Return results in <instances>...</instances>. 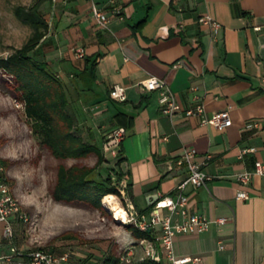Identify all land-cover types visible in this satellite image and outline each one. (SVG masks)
<instances>
[{
	"label": "crops",
	"instance_id": "crops-1",
	"mask_svg": "<svg viewBox=\"0 0 264 264\" xmlns=\"http://www.w3.org/2000/svg\"><path fill=\"white\" fill-rule=\"evenodd\" d=\"M92 3L108 15L106 27L93 20ZM47 4L48 33L31 57L46 63L64 86L85 142L101 147L112 130L125 128L122 161L110 168L121 175L128 211L149 214L157 194L176 197L186 169L168 173L167 165L183 147L194 148L212 180L184 190L189 212L229 221L198 236L176 237V255L198 257L193 264H264V178L254 176L247 185L236 178L252 170L255 160L264 162V0H116L120 16L112 14L108 0ZM201 16L221 25L215 37L199 24ZM148 77L163 80L182 108L198 96L207 115L229 109L230 126L218 131L182 113L163 116L158 92L138 86ZM116 85L125 88V102L110 99ZM250 122L259 129L246 130ZM246 146L256 154L238 159ZM240 191L249 199L236 200ZM28 225L14 222L19 254H13L0 223V264H27L25 253L44 249L31 247ZM55 248L49 250H63ZM135 252L136 261L144 258L141 247Z\"/></svg>",
	"mask_w": 264,
	"mask_h": 264
},
{
	"label": "rangeland",
	"instance_id": "rangeland-1",
	"mask_svg": "<svg viewBox=\"0 0 264 264\" xmlns=\"http://www.w3.org/2000/svg\"><path fill=\"white\" fill-rule=\"evenodd\" d=\"M32 3L33 0H0V58L21 47L30 36L31 28L16 19L14 9L18 6L28 8ZM49 8L47 3L40 8L45 20L50 16ZM2 161H5L3 167L10 190L30 218L27 234L34 242L31 247L55 250L59 246L71 253L72 264H100L108 258L116 259L127 248L136 246L137 242H132L134 238L125 227L130 223L116 221L114 211L103 205L104 201H108L126 212V199L122 202L116 196H106L101 200L100 210L52 200L56 162L40 148L22 108L0 83ZM113 163L114 160L110 159L90 178L104 181L107 168ZM71 164L73 162H67V165ZM78 164L92 167L95 158L90 157Z\"/></svg>",
	"mask_w": 264,
	"mask_h": 264
},
{
	"label": "built area",
	"instance_id": "built-area-1",
	"mask_svg": "<svg viewBox=\"0 0 264 264\" xmlns=\"http://www.w3.org/2000/svg\"><path fill=\"white\" fill-rule=\"evenodd\" d=\"M108 5L115 16H120V11L116 6V0H108ZM91 15L99 27H106L109 17L105 11L101 10L95 3L91 5ZM199 24L210 29L215 37L221 25L209 16H201ZM79 58H83L84 52H77ZM147 92H158L160 113L166 117H174L182 113L186 117L196 118L201 126H210L218 131H224L231 124L229 109L207 115L204 104L200 97H194V103L189 108H182L176 96L170 91L167 84L156 77H148L138 85ZM195 92V89H193ZM111 100L125 102L127 100L126 90L122 86H113L109 92ZM18 106L21 105L18 103ZM246 130L259 129L258 122H250L245 125ZM126 136L125 128L119 127L112 130L101 144V151L108 159H116L119 155L120 146ZM257 149L253 146L242 147L238 151V159L244 160L246 157L255 155ZM210 159V156L207 157ZM185 168L186 176L177 186L180 193L174 197H164L159 194L148 215L140 216L133 208L126 211L127 223L133 224L140 232H147L148 239L138 240L136 246L127 248L115 261H105L100 264H140L149 262L153 264H193L198 263V257L178 256L174 250V240L181 235L198 236L209 231L212 224L222 226L226 224L228 218H218L209 220L202 215L190 213L188 209V198L184 190L188 187L198 189L205 187L212 178L203 172L196 162V150L190 147H183L181 154L175 162H169L167 172L171 173L175 168ZM254 176L264 178V162L255 160L253 168L237 175V181L243 185L250 183ZM124 197V194L122 192ZM245 192H237L236 200H248ZM21 222L24 225L30 223V218L23 211L20 203L12 194L7 183V177L3 165L0 163V223L3 226L5 237L9 241L10 251L19 254L14 245L15 232L14 222ZM139 246L143 249L144 258L136 261L135 248ZM222 248V247H220ZM27 264H72L71 253L66 250L51 251L49 249L29 250L25 253Z\"/></svg>",
	"mask_w": 264,
	"mask_h": 264
},
{
	"label": "trees",
	"instance_id": "trees-1",
	"mask_svg": "<svg viewBox=\"0 0 264 264\" xmlns=\"http://www.w3.org/2000/svg\"><path fill=\"white\" fill-rule=\"evenodd\" d=\"M49 1L33 0L28 8L18 6L14 9L16 19L23 25H28L32 32L21 47L13 49L7 57L0 58V83L21 105L40 148L56 162L51 187L52 200L66 205H85L100 210L101 200L106 196H116L124 202L121 175L109 166L104 181L90 178L103 165L109 163L110 159L103 155L101 147L85 142L77 133V121L69 109L64 86L46 63H38L31 57V53L48 33L49 27L41 15L40 8ZM90 157L95 158L92 167L78 164ZM121 161L119 151L114 165ZM67 162L73 164L67 165ZM1 163L5 165V161ZM128 187V185L125 187L126 196L129 195ZM149 211L150 209L139 215H147ZM125 227L136 240L149 238L147 232H140L133 224ZM106 261H115V258H108Z\"/></svg>",
	"mask_w": 264,
	"mask_h": 264
},
{
	"label": "bare ground",
	"instance_id": "bare-ground-1",
	"mask_svg": "<svg viewBox=\"0 0 264 264\" xmlns=\"http://www.w3.org/2000/svg\"><path fill=\"white\" fill-rule=\"evenodd\" d=\"M108 197L112 198L111 195L108 196ZM103 205L107 209L114 211L115 220L116 221L123 222V223H127L128 222V219H127V216H126V212L123 209H121L120 207H115L113 203H109L108 201H104Z\"/></svg>",
	"mask_w": 264,
	"mask_h": 264
}]
</instances>
